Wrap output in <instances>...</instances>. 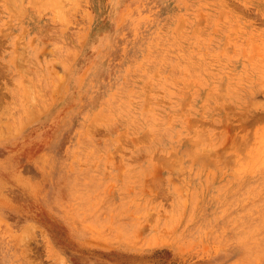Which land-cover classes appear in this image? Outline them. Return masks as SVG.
Here are the masks:
<instances>
[{
  "label": "rangeland",
  "instance_id": "374dc122",
  "mask_svg": "<svg viewBox=\"0 0 264 264\" xmlns=\"http://www.w3.org/2000/svg\"><path fill=\"white\" fill-rule=\"evenodd\" d=\"M0 264H264V0H0Z\"/></svg>",
  "mask_w": 264,
  "mask_h": 264
}]
</instances>
